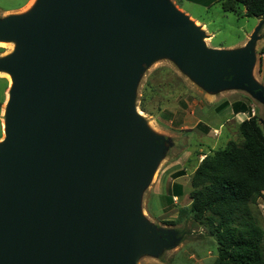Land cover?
<instances>
[{"label": "water", "instance_id": "95a60500", "mask_svg": "<svg viewBox=\"0 0 264 264\" xmlns=\"http://www.w3.org/2000/svg\"><path fill=\"white\" fill-rule=\"evenodd\" d=\"M242 48L209 36L169 0H36L0 19L11 77L0 138V264H134L178 242L142 216L140 193L167 140L134 106L143 69L169 57L209 93L264 105Z\"/></svg>", "mask_w": 264, "mask_h": 264}, {"label": "rangeland", "instance_id": "374dc122", "mask_svg": "<svg viewBox=\"0 0 264 264\" xmlns=\"http://www.w3.org/2000/svg\"><path fill=\"white\" fill-rule=\"evenodd\" d=\"M178 1L169 0L190 18L203 20L208 31L217 30L210 42L211 48L236 42L255 25L253 18L242 19L224 14L217 4L204 9L195 1ZM35 2L11 0V14L26 13ZM208 38H205L206 45ZM0 43L4 44V47L0 46L1 58L9 54L13 44ZM3 73L0 71V138L3 136V108L8 93V83ZM253 77L260 79L257 59ZM261 84L264 86V77ZM238 101L251 105L255 110L254 116L258 117L259 124L264 128L263 105L250 98L245 91L209 93L169 57L156 58L139 75L134 89V106L142 112L141 118L146 125L167 140L150 182L140 193V209L145 220L158 229L173 232V239L178 242L154 256L141 254L134 264H212L216 257L214 241L202 226L193 223L186 214L190 203V177L204 155L223 148L230 140L238 141L237 126L231 121L229 107ZM224 104L228 105L223 107ZM173 182L182 186L183 196L168 203ZM257 210L264 229V193L257 200Z\"/></svg>", "mask_w": 264, "mask_h": 264}, {"label": "trees", "instance_id": "16d2710c", "mask_svg": "<svg viewBox=\"0 0 264 264\" xmlns=\"http://www.w3.org/2000/svg\"><path fill=\"white\" fill-rule=\"evenodd\" d=\"M219 5L225 14L264 19V0H220ZM233 111L245 112L248 106L233 104ZM237 132L238 141L204 155L196 166L186 214L214 241L212 264H264V229L257 210L264 193V128L252 116ZM182 196V186L174 183L167 202Z\"/></svg>", "mask_w": 264, "mask_h": 264}, {"label": "crops", "instance_id": "0c3cea01", "mask_svg": "<svg viewBox=\"0 0 264 264\" xmlns=\"http://www.w3.org/2000/svg\"><path fill=\"white\" fill-rule=\"evenodd\" d=\"M183 1H186V2H189V3H192V2L195 1V2L198 3V5H200L204 9H208L209 7H211V6L215 5V4L219 5V1L220 0H183ZM178 3H179V1H178ZM179 5H180V3H179ZM241 11H242V13H244V9H242ZM15 14H20V13H12L11 14V0H0V19L8 17V16H11V15H15ZM235 17H237V16H235ZM237 18L249 19V18H245V17H237ZM190 19L197 26H199L205 33H206L205 30H207L206 34L209 36V38H208L209 41L207 42V45L209 46V48H211L210 42L215 37V35L217 34L216 33L217 30L210 32L207 29V24L203 20L192 19V18H190ZM259 25H260V29H259V31L257 33V40L255 41V45H254V52H255V63H256V59L258 60V72L260 73V79L257 80L254 77L253 78L258 84H260L262 87H264L261 84V80L264 77V19H255V25H254V27L256 26L255 29ZM253 28L250 31L245 32V37H241V39L237 40L236 42H234L232 44H229V45H226V46L217 45V46H213L212 48L213 49H219V50H233V49L242 48L245 45V43L249 40L250 35L254 32L255 29L253 30ZM254 67H255V65H254ZM254 67H253V69H254ZM252 76H253V71H252ZM248 96L250 98H252L250 95H248ZM253 100L258 102L259 104L263 105L259 101L255 100V99H253ZM237 103H243L246 106H248V111L234 113L233 104H237ZM233 104H230L229 107H230V111H231V115H232L231 121H233L235 126H238L243 121H245L248 118L254 116L255 110L251 107L250 104H248V103H246L244 101L234 102ZM263 107H264V105H263ZM251 110H253V113L251 112ZM263 115H264V111H263ZM174 183H177V182H173L172 184H174ZM173 199H175V198H173Z\"/></svg>", "mask_w": 264, "mask_h": 264}, {"label": "bare ground", "instance_id": "6f19581e", "mask_svg": "<svg viewBox=\"0 0 264 264\" xmlns=\"http://www.w3.org/2000/svg\"><path fill=\"white\" fill-rule=\"evenodd\" d=\"M13 44V47L9 50V54L11 53V52H13V50H14V42L12 43ZM0 46L1 47H4V44L3 43H0ZM3 75H4V77H6V79H7V83H8V92H9V88L11 87V77H10V75L7 73V72H5V73H3ZM8 99H9V94L7 93V96H6V99H5V101H4V108H3V110L4 109H6V105H7V102H8ZM138 114L140 115V116H142V112H140V111H138ZM3 133H4V123H3Z\"/></svg>", "mask_w": 264, "mask_h": 264}, {"label": "built area", "instance_id": "2783aa9c", "mask_svg": "<svg viewBox=\"0 0 264 264\" xmlns=\"http://www.w3.org/2000/svg\"><path fill=\"white\" fill-rule=\"evenodd\" d=\"M251 112L253 113V110H251Z\"/></svg>", "mask_w": 264, "mask_h": 264}]
</instances>
